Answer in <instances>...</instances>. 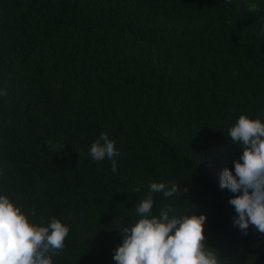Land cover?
Listing matches in <instances>:
<instances>
[{
    "label": "trees",
    "instance_id": "16d2710c",
    "mask_svg": "<svg viewBox=\"0 0 264 264\" xmlns=\"http://www.w3.org/2000/svg\"><path fill=\"white\" fill-rule=\"evenodd\" d=\"M0 92V195L70 225L53 264H117L151 182L182 192L153 193L154 215H206L226 264H264L219 187L242 155L229 128L264 122V0H0ZM102 132L115 173L88 155Z\"/></svg>",
    "mask_w": 264,
    "mask_h": 264
},
{
    "label": "clouds",
    "instance_id": "9594fccd",
    "mask_svg": "<svg viewBox=\"0 0 264 264\" xmlns=\"http://www.w3.org/2000/svg\"><path fill=\"white\" fill-rule=\"evenodd\" d=\"M227 135L241 147L242 155L234 162L235 174L227 168L222 171L219 187L235 194L229 200L238 214L234 226L245 234L250 225L264 233V122L240 115ZM88 155L93 163L109 159L112 172L117 171L115 158L120 151L108 133L99 134ZM148 187L149 194L135 207L140 219L121 229L123 243L113 257L117 264H226L219 251L205 242L206 215L170 216L175 211L171 206L161 209L158 216L153 214L152 194L182 195L177 183L151 182ZM23 207L9 195H0V264H53V257L65 248L70 225L55 217L34 223Z\"/></svg>",
    "mask_w": 264,
    "mask_h": 264
}]
</instances>
